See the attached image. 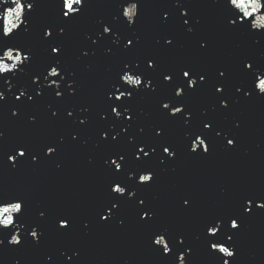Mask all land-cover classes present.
<instances>
[{
    "label": "water",
    "instance_id": "water-1",
    "mask_svg": "<svg viewBox=\"0 0 264 264\" xmlns=\"http://www.w3.org/2000/svg\"><path fill=\"white\" fill-rule=\"evenodd\" d=\"M85 3L80 17L67 24L62 37H57V27L63 26L61 0H35L33 11L22 18L28 20L29 30L24 32L21 26L19 34L7 41L30 48L33 59L8 85L0 83V91L5 94L0 102V132L4 134L0 140V197H22L27 203V216L41 223L43 235L38 244L27 236L19 246L5 241L0 246V264H179L175 257L183 247L177 246L171 256L162 258L158 246L151 244L152 232L160 227L182 236L185 247L191 248L185 253L186 264H221L223 257L209 252L203 243L204 221L232 212L239 193L264 190V96L244 98L243 90L235 92L236 86L244 90L251 86L250 79L241 72L242 60H253L264 67V33L227 28L224 0H179L190 13L188 26H181L176 0H139V15L132 26L118 15L116 5L120 0ZM11 6L0 5V11ZM165 12L169 14L166 21L162 19ZM11 20L18 23L14 15ZM98 21L113 23L116 35L93 45ZM46 27H52V39L43 37ZM186 27H193V32L188 33ZM133 34L138 41L125 49V38ZM116 36L120 39L113 43ZM165 37L173 39L171 47L164 45ZM53 40L63 42L59 58L65 72L71 73L59 89L46 87L42 75L37 84H31V77L45 73L46 66L56 59L49 47ZM201 41L207 42L206 48L199 47ZM84 51L89 52L87 57L82 55ZM149 58L156 62L153 69L146 67ZM125 62H138V71H143L155 88L125 102L134 117L131 122L124 120L122 108L118 109L122 112L120 118L111 114L109 105L119 102L106 97L109 83ZM6 63L11 66L14 61ZM186 67L206 73L207 82L198 84L197 91L177 98L190 116L187 124L182 117L172 123L160 111L158 102L172 97L180 69ZM218 70L226 72L224 78L218 77ZM169 73H175L172 84L162 78ZM72 81L75 93L68 95L67 84ZM220 83L225 85L223 96L229 100L228 109H220V96L214 91ZM22 85L30 86L28 94L33 95V101L26 97L15 101ZM36 88L42 91L40 97L32 91ZM54 90L64 92L63 98H56ZM13 109H18L15 117L11 115ZM53 111L57 112L55 117ZM67 111L73 116L68 117ZM101 112L107 114L106 120L100 119ZM86 116L88 123L80 125L79 120ZM29 117L34 119L30 121ZM210 120L237 136V148L226 149L221 137L213 140L206 156L190 155L186 146L191 137L186 139L185 133ZM122 127L127 130L122 132ZM158 127L163 129L159 137L155 136ZM102 130L109 132V140L118 134L117 140L101 141ZM72 134L77 135L75 141ZM165 141L176 150L175 159L164 157L165 163L160 164L162 153L158 150L150 158L134 160L133 145L137 142L155 145ZM21 142L33 146L39 164L18 158L21 162L12 168L6 157ZM48 143L61 145L55 157L43 155L42 148ZM116 152L127 154L129 171L151 169L155 179L140 188L130 206L103 224L98 222L95 210L107 198L111 181L109 165L104 161ZM130 183L134 184L135 179ZM178 194L190 196L191 206L183 207ZM136 198L145 199L146 205L155 209L150 227L139 222ZM40 211L46 212L44 220L38 219ZM61 215L72 217L71 231H57L56 220ZM232 243L236 254L231 264H264V210L242 217Z\"/></svg>",
    "mask_w": 264,
    "mask_h": 264
},
{
    "label": "snow or ice",
    "instance_id": "snow-or-ice-1",
    "mask_svg": "<svg viewBox=\"0 0 264 264\" xmlns=\"http://www.w3.org/2000/svg\"><path fill=\"white\" fill-rule=\"evenodd\" d=\"M11 4V7H3L0 11V83L9 84L11 79L16 78L18 73H23L25 68L31 63L33 56L31 49H25L18 45L8 43L15 35L19 34L21 26L23 31L29 30V23L27 19H22L30 14L35 5V0H0V5ZM176 5L179 6V17L181 18V26H188L190 24V13L187 9L176 0ZM86 7L85 0H61L60 17L63 26H58L55 36L62 37L65 34V27L67 24L73 23L80 17L83 9ZM118 15L128 25L135 24L139 15V0H120L116 5ZM224 7L227 9V14L224 17L226 27L235 31H244L250 34L264 33V0H224ZM16 18L18 23H13L10 17ZM168 13H163V20L168 19ZM133 16L135 19H133ZM117 17L114 16L113 20ZM197 23L199 21L197 20ZM99 30L96 32V38L91 40L93 45L97 44L99 40L109 36L116 35L114 29L115 25L111 22L98 21ZM188 33L193 32V27H186ZM54 36L52 27H46L43 31L45 39H52ZM7 38V39H6ZM119 36L113 43L118 42ZM138 37L134 34L131 38H125L123 47L128 49L134 45V41H138ZM165 46L171 47L174 43L172 38H163ZM50 53L56 57L45 68V73L33 75L31 77V84H37L40 76H43L46 82V87L52 89H59L61 82L65 80L66 75L71 73L65 72L62 60L59 58L63 54L64 44L60 40H53L49 45ZM201 49L207 47L206 41H201L199 44ZM94 54V53H93ZM83 56L87 57L89 52L84 51ZM6 61H14L10 66ZM18 65L17 66V63ZM241 72L250 79V87L246 90L242 86H236L235 92L240 93L243 90L244 98H251L253 95L264 96V67L259 66L253 60L244 59L241 62ZM147 69L156 67V62L149 58L146 60ZM140 64L135 62L133 65L125 62L119 72L116 73V78L108 85L106 97L108 101H115L109 105L110 112L116 118H120L122 112L118 109H123L124 120L133 121L134 117L130 115V108L125 106V102L131 100L134 95L141 91L148 90L155 91L152 87V80L148 78L143 71H138ZM191 73V74H190ZM226 72L218 70V77L224 78ZM175 73L163 74V81L172 84ZM56 77L57 79H49ZM186 81V83H185ZM207 82L206 73L199 72L194 68L180 69V80L173 85L174 92L171 98L161 99L159 109L164 113L165 117L172 123H175L181 117L183 123L187 124L190 113L185 109L184 105L178 101L177 98L185 97L190 92L197 91V85H203ZM74 81L67 84L66 91L68 95L75 93ZM135 85L136 87H131ZM127 86V87H126ZM11 87V85H9ZM30 86L22 85L19 94L14 96L15 101H21L22 97L26 100L33 101V95H29ZM36 97L42 95L39 88L32 89ZM214 91L220 96L219 107L220 109H228L230 107L228 98L223 96L225 92V85L223 83L214 86ZM56 98H63L64 92L54 90ZM5 100L4 92L0 91V102ZM87 112V108L83 109ZM11 115L13 117L18 115V109H13ZM57 115L56 111L52 112V116ZM67 116L72 117L73 112L67 111ZM107 114L100 113V119L106 120ZM30 121L33 117H29ZM88 123V117L79 120L80 125ZM201 127L194 128L190 133H185V138H189L190 142L187 144V151L190 155L206 156L212 146L213 140L223 137L226 149L237 148V136L231 130H225L215 120L207 122L202 121ZM131 124H129V127ZM239 127V124L236 125ZM126 128H121V131H126ZM163 134V129L156 128L155 136L159 137ZM3 132H0V140L3 139ZM101 141L109 143L115 142L118 134L112 135L109 140L108 131H100ZM71 139H77L76 134H72ZM131 142V138H129ZM61 145L56 143L45 144L42 148L45 157H55L60 151ZM134 151L132 153L134 160L140 161L143 158H150L155 155L159 150L162 155L159 158V163L164 164V157L168 159H175L176 150L172 144L165 141L164 143H156L155 145L147 142H137L133 145ZM147 149V150H146ZM126 153L120 154L119 152L113 153L109 156L104 163L109 165L107 169L111 176L109 184V191L107 198L101 202L96 208V216L98 222L107 224L115 216L121 212L125 207L130 206V202L136 197L137 192L141 187L148 186L155 179V172L151 169H137L135 173L129 171L127 167ZM7 161L15 169L21 162L18 158L27 159L32 164H39L40 160L37 154H34L33 146L21 142L13 147L11 154L7 155ZM59 167V165H57ZM147 173V174H145ZM135 179V183L130 181ZM183 207L191 206V197L185 194H178ZM134 203L138 209L139 222H143L145 227H150L155 220V209L146 205L145 199L136 198ZM254 210H264V190L258 191H243L238 194L235 209L229 214L223 216L209 217L203 224V243L211 253H217L223 257L221 264H231L232 258L236 254L233 245V239L236 232L239 231L242 223V217L251 216ZM46 218V212L40 211L38 214L39 220ZM72 217L69 215H61L56 220L57 231H71ZM122 224L123 221H120ZM87 227V224H85ZM236 230V231H233ZM43 235L42 225L39 222L31 220L27 216V203L20 196H4L0 197V246L5 244L19 246L25 241V236L30 237L33 243H39L40 237ZM151 244L158 246L156 250L160 256L169 257L172 255L177 246L183 247V251L175 258L179 264H186L185 253H190L191 248L185 247V240L180 235H174L167 227H160L152 232ZM171 245V246H170ZM63 255V253H61ZM75 256L76 253L74 252ZM71 260V257H68Z\"/></svg>",
    "mask_w": 264,
    "mask_h": 264
},
{
    "label": "clouds",
    "instance_id": "clouds-1",
    "mask_svg": "<svg viewBox=\"0 0 264 264\" xmlns=\"http://www.w3.org/2000/svg\"><path fill=\"white\" fill-rule=\"evenodd\" d=\"M11 18V17H10Z\"/></svg>",
    "mask_w": 264,
    "mask_h": 264
}]
</instances>
